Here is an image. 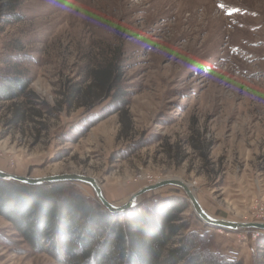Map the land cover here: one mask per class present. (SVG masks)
<instances>
[{
	"label": "rangeland",
	"instance_id": "1",
	"mask_svg": "<svg viewBox=\"0 0 264 264\" xmlns=\"http://www.w3.org/2000/svg\"><path fill=\"white\" fill-rule=\"evenodd\" d=\"M116 54L126 113L95 118L110 101L91 112L81 98L61 106ZM16 74L49 108L13 125L11 102L0 103V170L90 176L116 205L178 179L210 216L264 224V0H0V82ZM191 141L210 143L209 161ZM66 182L99 199L90 184ZM148 193L185 200L182 235L207 229L181 187ZM208 229L213 250L264 261L263 230ZM0 264L70 262L0 215Z\"/></svg>",
	"mask_w": 264,
	"mask_h": 264
},
{
	"label": "trees",
	"instance_id": "2",
	"mask_svg": "<svg viewBox=\"0 0 264 264\" xmlns=\"http://www.w3.org/2000/svg\"><path fill=\"white\" fill-rule=\"evenodd\" d=\"M119 59L116 54L107 64L88 71L86 76L92 81L85 92L78 85L81 82L67 88L61 106L65 103L67 109L71 108L81 98L87 101L85 105L91 112L99 102L110 101L104 113L95 118L118 111L126 113ZM30 84L29 77L23 74L0 82V103L11 102L13 125L26 121L32 114L41 117L42 110L32 112L37 105L49 108L29 89ZM76 140L78 137L67 139ZM191 142L204 151V161H209L210 143L200 146ZM155 195L148 193L131 210L116 214L100 199L86 196L66 181L28 184L0 178V215L32 247L40 252L53 249L70 264H243L212 249L210 225L202 232L182 235L187 228L180 218L185 200ZM157 200L164 204L163 209L153 207ZM257 243L264 246V237Z\"/></svg>",
	"mask_w": 264,
	"mask_h": 264
},
{
	"label": "water",
	"instance_id": "3",
	"mask_svg": "<svg viewBox=\"0 0 264 264\" xmlns=\"http://www.w3.org/2000/svg\"><path fill=\"white\" fill-rule=\"evenodd\" d=\"M0 178L5 180H16L20 182H25L28 184H43V183H51V182H63V181H79L90 184L94 190L100 201L107 207V209L113 213H123L134 208L141 200L142 196L149 191H155L162 186L166 185H175L181 187L186 195L188 196L192 206L194 207L195 212L199 216V218L204 221L205 224L210 225L212 227H221L223 229H234L237 230L239 228H257L264 231V224L258 222H249L242 223L236 221H230L220 218H214L210 216L201 206L198 199L190 189V187L183 181L178 179H168L163 180L157 184L146 186L139 191L133 193L130 198L121 205H116L109 202L105 196L103 195V191L95 178L76 174V173H65V174H56L51 176L44 177H29V176H19L15 174H11L0 170Z\"/></svg>",
	"mask_w": 264,
	"mask_h": 264
},
{
	"label": "bare ground",
	"instance_id": "4",
	"mask_svg": "<svg viewBox=\"0 0 264 264\" xmlns=\"http://www.w3.org/2000/svg\"><path fill=\"white\" fill-rule=\"evenodd\" d=\"M219 40V39H218ZM130 198V197H129Z\"/></svg>",
	"mask_w": 264,
	"mask_h": 264
}]
</instances>
